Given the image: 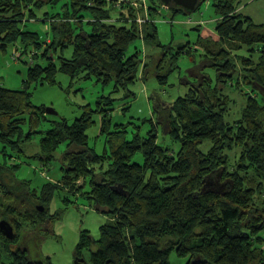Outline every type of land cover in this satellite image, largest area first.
Instances as JSON below:
<instances>
[{
    "label": "trees",
    "instance_id": "16d2710c",
    "mask_svg": "<svg viewBox=\"0 0 264 264\" xmlns=\"http://www.w3.org/2000/svg\"><path fill=\"white\" fill-rule=\"evenodd\" d=\"M52 1L0 0V50L13 47L14 62L27 65L21 89L0 87V221H7L14 232L12 239L0 232L7 264H52L48 257L29 260L19 240L23 225L38 230L52 220L48 211L58 190L81 194L108 218L97 240L82 233L74 258L84 259L82 253L88 251L83 264H170L171 253L184 264H264V23L236 13L237 0H210L218 40L199 38L194 50L188 45L172 52V60L199 51L215 80L195 77L183 97L166 108L158 106L149 120L133 129L132 121L113 124L111 112L114 102L134 97L130 87L140 78V67L142 81L149 75L141 53H128L140 37L131 20L136 11L123 3L110 21L116 9L112 3L72 0L71 14L48 19L53 36L40 40L25 23ZM157 5L158 0H150L143 33L149 44L164 48L156 40ZM170 11L183 13L179 8ZM76 28L81 31L76 33ZM68 46L71 56L56 57ZM57 71L71 84L91 80L111 85V92L98 98L96 108L84 106L72 124L55 121L44 107L32 104L28 87L55 85ZM169 73L160 76L155 71L160 85ZM234 91L245 97L243 106ZM120 94L122 99H116ZM95 116L100 117V135L109 143L103 155L87 144L86 132ZM35 136L39 152L29 156L27 144ZM60 145L66 151L59 159L56 182L48 181L36 191L30 182L16 178L23 164L37 161L46 167L54 161ZM137 155L140 162L134 160Z\"/></svg>",
    "mask_w": 264,
    "mask_h": 264
},
{
    "label": "rangeland",
    "instance_id": "374dc122",
    "mask_svg": "<svg viewBox=\"0 0 264 264\" xmlns=\"http://www.w3.org/2000/svg\"><path fill=\"white\" fill-rule=\"evenodd\" d=\"M71 2L72 0H53L43 5L35 10L36 18L25 23V29L38 33L40 40L53 36L51 22L48 19L56 15H64V12L71 14ZM211 3L210 0H206L196 12L188 15L181 12L173 15L170 9L157 5L156 9L158 10L154 16V24L157 30L156 40L163 45L161 47L165 46L166 48L149 44L148 41L150 40H145L143 31L138 29L137 34L142 32L143 36L130 45L128 53L132 54L136 50L141 53L139 58L149 64L147 66L148 79L146 81L140 79V67V78L138 76L136 82L130 87L134 97L129 95L123 100L114 102L112 106L113 124H125L132 121L133 123L130 122L132 123L131 126L135 129L136 124L140 125V121L149 120L153 115L152 112L160 104H154L153 95L158 96L165 104L173 103L177 98L185 95L188 90L187 83H196L195 77L201 78L202 75H208L213 81L215 80L213 69L204 67L199 51L192 52V56L182 55L177 61L172 60V52L178 50L179 47L188 45L194 50L199 38L218 40L213 29L217 16ZM137 5V10L140 9V6L144 10L143 13L140 12V16H144L146 11L149 14L150 0H137ZM235 9L236 13L250 17L255 24L264 23V0H237ZM119 11L112 10L111 15L116 17ZM85 17L89 18L88 15ZM188 19L192 22L186 23ZM198 20L207 23L199 28L201 25L196 26L195 24ZM82 29L88 32L90 28L84 25ZM80 31V28L75 30L76 33ZM13 50V47L7 48L6 51L0 50V87L18 90L23 87L27 79V65L14 62L15 52ZM71 53L72 47L68 46L63 49V53L59 50L56 57L68 58ZM175 63L176 69L169 73ZM55 64L59 65L56 58ZM155 71H158L160 76L166 73L170 74L165 84H159ZM28 89L32 95L31 102L34 106L44 107L46 110L51 109L56 113L55 115L47 114L50 119L65 120L72 124L81 117L84 106L90 105L92 109L96 108L95 103H97L98 98L108 96L112 86L103 87L91 80H76L71 84V80L66 74L57 71L55 85L31 83ZM232 95L238 99V103L244 105L245 97L237 95L235 91ZM122 96L124 94L115 96V98L122 99ZM94 120L95 124L86 132L87 144L96 154L103 155L109 150V143L107 136L99 133L100 117L95 116ZM45 127L42 124L39 126L40 129H45ZM148 127L149 124L146 123L143 126V132ZM24 130L26 131V128ZM128 131L132 132L130 129ZM38 138L39 136H35L28 142L27 155L32 156L39 152ZM160 142L162 143L161 139ZM167 143H170L169 139H167ZM207 148H209L208 144L205 146V150ZM65 151V146L60 145L54 153V161L49 162L46 167L39 166L37 161L28 160L30 163L23 164L15 171L16 178L20 181L30 182V188L36 191H39L43 184L48 181L56 182L60 169L59 159ZM134 160L140 162V155H137ZM2 161L0 155V162L2 163ZM78 184L83 185V182L79 181ZM86 190L87 184L82 191ZM37 207L39 208V206ZM48 212V216L52 217V220L56 217L55 220H46L39 229L37 228L38 230H33L31 225H23L24 233L19 244L23 245L26 256L31 261H43L48 257L52 264H74L75 250L82 233L89 232L90 236L97 240L99 228L108 223V218L97 213L91 201L82 197L81 194H71L62 190L55 193ZM0 251V264H7L9 262L7 253H2V249ZM81 257L87 260L89 252L83 251ZM169 261L170 264L185 263V260L178 259L175 253H171Z\"/></svg>",
    "mask_w": 264,
    "mask_h": 264
},
{
    "label": "water",
    "instance_id": "95a60500",
    "mask_svg": "<svg viewBox=\"0 0 264 264\" xmlns=\"http://www.w3.org/2000/svg\"><path fill=\"white\" fill-rule=\"evenodd\" d=\"M159 3L165 8H179L185 15L192 14L197 11L202 0H158ZM49 115H55L56 113L51 109L46 110ZM40 212L43 208L39 207ZM0 232L8 239L14 237L12 226L7 221H0ZM84 259L75 258L74 264H83Z\"/></svg>",
    "mask_w": 264,
    "mask_h": 264
},
{
    "label": "built area",
    "instance_id": "2783aa9c",
    "mask_svg": "<svg viewBox=\"0 0 264 264\" xmlns=\"http://www.w3.org/2000/svg\"><path fill=\"white\" fill-rule=\"evenodd\" d=\"M107 2H110L114 5L115 8H120L123 3H127L136 11L135 17H133L131 20L134 22V24H137V26H140L145 24L148 21V12L146 11L144 16H140V12L143 13L144 10L140 6V9L137 10V0H106Z\"/></svg>",
    "mask_w": 264,
    "mask_h": 264
},
{
    "label": "crops",
    "instance_id": "0c3cea01",
    "mask_svg": "<svg viewBox=\"0 0 264 264\" xmlns=\"http://www.w3.org/2000/svg\"><path fill=\"white\" fill-rule=\"evenodd\" d=\"M144 4H146V3H144ZM117 10H118V8H116ZM115 9V10H116ZM117 18V16L116 17H114V19H116ZM113 18L111 19V20H114ZM115 21V20H114ZM192 22L190 19H188V21H186V23H188V22ZM207 22H205V21H202V20H198V21H196L195 22V24H196V26L197 25H201V26H199V28L200 27H202L204 24H206ZM143 26H144V24L143 25H141V27L140 26H138V29H141V31H143ZM138 34L140 35V37L141 36H143L142 34H140V32H138ZM215 36V35H214ZM139 37V38H140ZM213 39V38H212ZM143 63H145V60L143 61ZM154 96V98H152V100L154 101V104L155 103H160L158 106L160 107V106H164V108H166L170 103H168V104H165L164 102H162L161 101V99L158 97V96H155V95H153ZM157 106V107H158ZM155 108H156V105H155Z\"/></svg>",
    "mask_w": 264,
    "mask_h": 264
},
{
    "label": "clouds",
    "instance_id": "9594fccd",
    "mask_svg": "<svg viewBox=\"0 0 264 264\" xmlns=\"http://www.w3.org/2000/svg\"><path fill=\"white\" fill-rule=\"evenodd\" d=\"M162 6V5H161ZM140 34H142V32H140Z\"/></svg>",
    "mask_w": 264,
    "mask_h": 264
}]
</instances>
